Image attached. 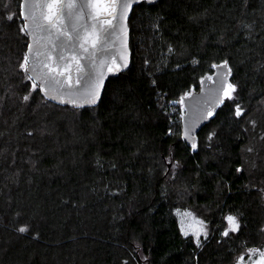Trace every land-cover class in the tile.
Here are the masks:
<instances>
[{
    "label": "trees",
    "instance_id": "obj_1",
    "mask_svg": "<svg viewBox=\"0 0 264 264\" xmlns=\"http://www.w3.org/2000/svg\"><path fill=\"white\" fill-rule=\"evenodd\" d=\"M130 27V68L70 106L33 88L22 0H0V264H238L264 247V0L143 2ZM226 62L233 99L189 143L183 98Z\"/></svg>",
    "mask_w": 264,
    "mask_h": 264
},
{
    "label": "water",
    "instance_id": "obj_2",
    "mask_svg": "<svg viewBox=\"0 0 264 264\" xmlns=\"http://www.w3.org/2000/svg\"><path fill=\"white\" fill-rule=\"evenodd\" d=\"M158 1L125 0L128 7L121 10L113 0H22L23 18L29 34V68L43 62L47 64L45 72L54 69L51 75L64 73L57 76L64 83V88L59 91L49 90L46 84L35 80L40 89L43 88L42 94L57 103L75 107L99 103L108 80L131 66L130 17L134 7L143 2L153 4ZM73 27L76 32L72 31ZM61 33L73 37L79 34L80 39L67 41ZM61 41L65 46L56 47ZM80 44L88 47L92 54L84 53ZM93 44L96 45L94 49ZM58 55L65 59L58 61ZM28 73L32 75L30 71ZM229 73L227 62L218 65L214 74L203 79L198 90L184 96L182 131L185 141H195V135L223 99ZM89 91L99 93L94 104L89 102Z\"/></svg>",
    "mask_w": 264,
    "mask_h": 264
},
{
    "label": "snow or ice",
    "instance_id": "obj_3",
    "mask_svg": "<svg viewBox=\"0 0 264 264\" xmlns=\"http://www.w3.org/2000/svg\"><path fill=\"white\" fill-rule=\"evenodd\" d=\"M113 3H118L120 8H121V10H123L126 7H128V5L125 2V0H113ZM8 19H12V17L9 16ZM32 19H33V23L35 24L36 23L35 16H33ZM37 27H42V26L37 24ZM81 27H83V26L81 25ZM45 31H46V29H45ZM72 31L76 32L77 29L75 27H73ZM61 35L65 36L67 41H73V40L78 41L80 39L79 34H77L75 37H73L72 35H69L67 33H61ZM64 46L65 45H64L63 41H61L60 44L56 45V47H58V48H63ZM29 47L31 48V46H29ZM79 47L83 48L84 53H89V48L86 47L84 44H80ZM92 47L94 49L96 47V45L93 44ZM89 54L91 55L92 53H89ZM73 58H75V57H73ZM64 59H65V57L63 55H58V57H57L58 61L64 60ZM21 67L25 71H30L32 73V75L29 76V79L33 80V88L34 89L37 86L36 83H35V80H37V79L40 80L42 85L46 84L49 90L59 91L60 89L64 88L63 81H61L60 79L57 78L58 75L62 76V75H64V73L61 72V73H58L56 75H51L50 73L53 72L54 69H49V72H45L44 68L47 67L46 63L42 62L41 65L33 64L31 66V68H29V57L26 55L25 58H24V62L22 63ZM66 79H70V77H66ZM228 87H229L230 91H226L225 92V97L227 99H233V97L231 95V92L235 91V86L234 85H229ZM41 90H43V88ZM88 96L90 98L89 102L94 104V103H96V100L99 98V93L98 92L93 93L92 91H89ZM24 99L28 100V97L25 96ZM61 102L63 103L64 101L61 100ZM223 102H224L223 100L220 101L221 104ZM235 115L237 117L242 115V109L240 108L239 105L236 106ZM225 220L228 222V227L223 232V235L224 236H229L230 232H235V231L238 230L239 224L236 222V218L231 216V215L225 217ZM200 223L202 224L203 222H200ZM19 231L20 232H25V231H27V229H26V227H21L19 229ZM185 234H187V233H185ZM259 251L260 250H258V249H250L249 253L250 254H254V253L259 252ZM260 254H261L262 257H264V252H261ZM244 260H245V257L243 255H241L239 257V261H244ZM239 261H238V264H239Z\"/></svg>",
    "mask_w": 264,
    "mask_h": 264
},
{
    "label": "rangeland",
    "instance_id": "obj_4",
    "mask_svg": "<svg viewBox=\"0 0 264 264\" xmlns=\"http://www.w3.org/2000/svg\"><path fill=\"white\" fill-rule=\"evenodd\" d=\"M181 222L186 232L199 233L203 228V225L200 223L201 221L190 210L183 211ZM258 250L260 251L254 254L249 253L248 256H244L245 260L239 261V264H264V257L260 254L264 252V247Z\"/></svg>",
    "mask_w": 264,
    "mask_h": 264
}]
</instances>
